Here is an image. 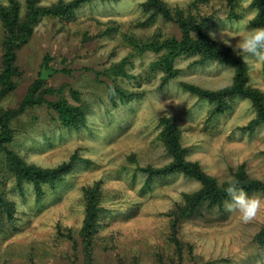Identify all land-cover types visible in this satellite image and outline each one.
Segmentation results:
<instances>
[{
    "label": "rangeland",
    "instance_id": "1",
    "mask_svg": "<svg viewBox=\"0 0 264 264\" xmlns=\"http://www.w3.org/2000/svg\"><path fill=\"white\" fill-rule=\"evenodd\" d=\"M20 1L24 13L25 0ZM145 1L92 0L78 8L70 21L44 17L18 50L17 87L0 106L18 107L45 70L43 86L60 91L48 99L65 97L80 107L84 120L75 127L65 126L46 103L13 119L14 139L9 146L26 162L47 168L75 160L64 181L47 185L38 199L32 184L21 188L12 175L4 174L5 156L0 150V181L6 175L0 191L16 205L13 225L6 221L8 229L0 231V264H85L80 233L86 215L84 188L97 183L103 190V213L92 242L93 264H264V246L256 240L264 226V207L248 223L226 211L225 205L186 218L175 228L171 209L184 201L185 193L199 190L201 183L180 173L156 176L149 183L141 170L172 161L160 137V118L169 116L181 129L187 159L198 162L209 175L223 182L244 164L253 178L264 181V124L253 131L246 128L256 115L251 101L237 98L224 113L211 115V103L182 86L224 88L233 83L234 68L217 61L196 63L199 56L182 55L174 62L179 73L165 81L166 72L155 65L160 54L133 53L124 41V34L144 39L155 34L180 37L173 22L160 18L148 22ZM164 1L187 8L197 0ZM231 1L197 2L201 12L219 18L209 32L210 38L216 33L217 42H222V28L246 16L250 17L247 27L256 28L251 25L257 14L252 0H236L233 5ZM2 32L0 21V38ZM238 40L233 38L230 46L236 56ZM131 53L124 75L105 72ZM1 57L0 44V68ZM246 64L249 85L264 92V62L255 68ZM248 195L264 201L262 193ZM176 236L182 244V260Z\"/></svg>",
    "mask_w": 264,
    "mask_h": 264
},
{
    "label": "trees",
    "instance_id": "2",
    "mask_svg": "<svg viewBox=\"0 0 264 264\" xmlns=\"http://www.w3.org/2000/svg\"><path fill=\"white\" fill-rule=\"evenodd\" d=\"M40 0H25V10L20 0H8L7 4L0 2V21L3 32L0 38L2 46L1 68H0V101L17 87L15 77L19 74L18 50L30 41L35 32V27L44 17L60 18L70 21L75 18L76 10L85 3L92 0H60L51 5H41ZM198 0L193 1L187 8L172 6L164 0H146L142 6L149 15L148 22L158 18L165 22L175 23L180 30V37H163L155 34L150 38H139L135 34H124V41L132 48V52L141 54L146 51H153L159 55L155 65L166 72L165 81L175 77L179 69L175 68V60L182 56H199L196 63L217 61L234 68L235 75L233 83L218 90H209L200 86L183 83L185 90L209 101L212 105L211 115L222 114L227 111L233 100L237 98L248 99L253 104L256 115L249 122L246 128H254L264 124V92L249 85V73L246 62L242 57L233 54L232 48L223 42H217L210 38L209 32L212 26L217 23L218 17L214 13H203L199 10ZM232 5L236 0L231 1ZM251 7L257 11L256 16L251 20V25L256 28L264 27V0H252ZM197 10L196 13L193 11ZM236 15L234 8L230 12ZM131 54L122 59L113 67L106 69L110 76L125 74L124 65L131 58ZM50 60L46 59V63ZM44 79H38L29 89L20 105L16 108H4L0 106V150L5 156L4 174L9 173L17 180L23 188L25 183L32 184L35 188L38 199L42 198L47 185L55 187L64 181L73 168V160L64 161L56 167H41L26 162L16 151L10 148L9 144L14 139L12 121L19 114L31 107L42 104L50 105L59 115L61 122L68 127L80 125L83 120V113L80 107L69 103L61 96L58 100L50 101L49 94L58 93L59 90L46 88ZM160 137L165 144L167 151L172 156V161L161 167L147 166L141 170L148 175L147 182L156 176H169L173 174H184L187 177L196 179L201 183L199 190L193 193H185L184 201L179 202L171 209L173 216V227H180L181 221L186 218H194L202 215L204 210L215 208L224 209L231 197L224 189L228 186L227 180L220 182L209 175L198 162L187 159V149L181 140V129L169 116L160 118ZM5 183L6 175H2ZM238 187L247 194H264V181L253 178L245 168L240 165L233 172ZM103 190L100 183L84 188V199L86 201V215L83 226L80 229L84 242L85 264H93L92 242L101 226L103 209L100 200ZM16 205L6 196L5 191H0V231H6L5 222L13 225L15 221ZM10 228V227H9ZM72 231V230H71ZM180 260H182V244L176 236ZM256 240L259 245L264 246V226L258 233ZM196 264H218L216 261H209Z\"/></svg>",
    "mask_w": 264,
    "mask_h": 264
},
{
    "label": "clouds",
    "instance_id": "3",
    "mask_svg": "<svg viewBox=\"0 0 264 264\" xmlns=\"http://www.w3.org/2000/svg\"><path fill=\"white\" fill-rule=\"evenodd\" d=\"M250 17H245L231 27L225 26L220 31V40L231 46V40L239 37L234 47L237 55L241 56L244 62L255 68L258 62H264V27L250 29L247 27ZM216 39V33H210ZM179 105V101L177 102ZM189 108V106H188ZM228 186L224 189L231 201L226 204V211L237 215L243 223L252 221L264 207V201L249 196L243 189L238 187L234 178L227 179Z\"/></svg>",
    "mask_w": 264,
    "mask_h": 264
},
{
    "label": "water",
    "instance_id": "4",
    "mask_svg": "<svg viewBox=\"0 0 264 264\" xmlns=\"http://www.w3.org/2000/svg\"><path fill=\"white\" fill-rule=\"evenodd\" d=\"M48 76L47 72L44 70L42 74V79H46Z\"/></svg>",
    "mask_w": 264,
    "mask_h": 264
}]
</instances>
